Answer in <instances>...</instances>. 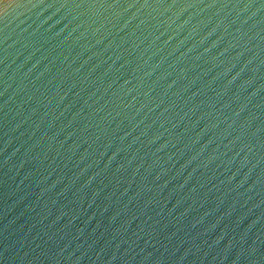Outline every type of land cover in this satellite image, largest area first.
<instances>
[{"label":"water","instance_id":"obj_1","mask_svg":"<svg viewBox=\"0 0 264 264\" xmlns=\"http://www.w3.org/2000/svg\"><path fill=\"white\" fill-rule=\"evenodd\" d=\"M0 264H264V0H0Z\"/></svg>","mask_w":264,"mask_h":264}]
</instances>
